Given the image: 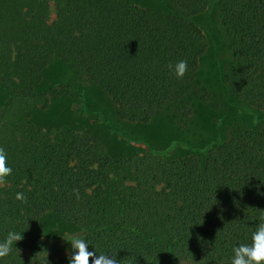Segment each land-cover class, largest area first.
I'll list each match as a JSON object with an SVG mask.
<instances>
[{
  "label": "trees",
  "instance_id": "16d2710c",
  "mask_svg": "<svg viewBox=\"0 0 264 264\" xmlns=\"http://www.w3.org/2000/svg\"><path fill=\"white\" fill-rule=\"evenodd\" d=\"M163 1L165 11L118 0L1 1L0 87L10 98L0 107V147L12 174L0 184V240L23 232L5 264H54L38 229L46 211L78 225L89 251L116 253L120 264H230L233 246L251 244L264 218L263 124L238 127L199 156L114 160L88 132L29 121L33 102L46 105L56 93L34 85L58 57L103 88L119 117L145 122L171 111L183 124L201 95L195 75L205 48L189 16L213 1L232 56L224 82L264 110V0ZM50 2L55 18L46 22ZM178 60L188 63L183 79L167 67Z\"/></svg>",
  "mask_w": 264,
  "mask_h": 264
},
{
  "label": "rangeland",
  "instance_id": "374dc122",
  "mask_svg": "<svg viewBox=\"0 0 264 264\" xmlns=\"http://www.w3.org/2000/svg\"><path fill=\"white\" fill-rule=\"evenodd\" d=\"M118 1L151 11H165L163 0ZM54 18V2H50L45 21ZM189 20L202 31L205 48L198 58L195 75L201 95L193 99L192 112L183 124H179L171 111H159L145 122L119 117L103 88L79 77L69 63L58 57L42 69L41 80L34 85L36 92L51 87L56 93L46 105L41 97L33 102L29 121L43 130L88 132L98 141L102 154L114 160L142 155L164 160L199 156L205 147L226 140L238 127L254 129L258 123L264 125V110L232 95L224 82L232 56L216 2L189 16ZM9 98L10 93L0 87V107ZM38 229L54 264H68L70 244L67 242L78 237L81 228L46 211L39 218Z\"/></svg>",
  "mask_w": 264,
  "mask_h": 264
},
{
  "label": "clouds",
  "instance_id": "9594fccd",
  "mask_svg": "<svg viewBox=\"0 0 264 264\" xmlns=\"http://www.w3.org/2000/svg\"><path fill=\"white\" fill-rule=\"evenodd\" d=\"M170 72L176 79H183L188 71L186 60H178L174 64L167 65ZM7 155L3 147H0V184L6 183V178L12 174V168L6 164ZM15 200L26 202L24 193L17 192ZM23 232L9 230L3 240H0V264H5L4 258L9 257L15 242L23 239ZM70 244L71 256L68 258V264H120L110 252H101L97 254L95 250L89 251V241L84 238L71 237ZM17 249V248H16ZM18 250V249H17ZM19 251V250H18ZM233 255L230 257V264H264V218L258 223L256 230L251 234V244H239L233 246ZM44 264H48L45 258Z\"/></svg>",
  "mask_w": 264,
  "mask_h": 264
},
{
  "label": "crops",
  "instance_id": "0c3cea01",
  "mask_svg": "<svg viewBox=\"0 0 264 264\" xmlns=\"http://www.w3.org/2000/svg\"><path fill=\"white\" fill-rule=\"evenodd\" d=\"M1 1H2V0H0V4H1Z\"/></svg>",
  "mask_w": 264,
  "mask_h": 264
}]
</instances>
